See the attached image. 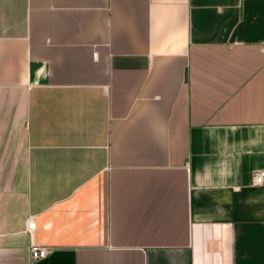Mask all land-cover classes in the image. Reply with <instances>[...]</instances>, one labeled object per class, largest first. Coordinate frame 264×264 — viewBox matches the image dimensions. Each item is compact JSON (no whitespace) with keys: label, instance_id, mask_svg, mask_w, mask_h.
Listing matches in <instances>:
<instances>
[{"label":"crops","instance_id":"1","mask_svg":"<svg viewBox=\"0 0 264 264\" xmlns=\"http://www.w3.org/2000/svg\"><path fill=\"white\" fill-rule=\"evenodd\" d=\"M257 171L264 0H0V264H264Z\"/></svg>","mask_w":264,"mask_h":264},{"label":"built area","instance_id":"2","mask_svg":"<svg viewBox=\"0 0 264 264\" xmlns=\"http://www.w3.org/2000/svg\"><path fill=\"white\" fill-rule=\"evenodd\" d=\"M264 181V171H257L254 175V182L256 184H261ZM35 226V222L33 219L29 221L28 227L33 228ZM49 250L47 247L37 245L35 243H31L30 246V256L32 260L40 259L47 256Z\"/></svg>","mask_w":264,"mask_h":264}]
</instances>
